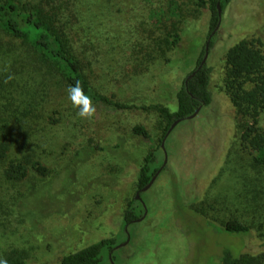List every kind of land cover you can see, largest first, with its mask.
<instances>
[{"label":"rangeland","instance_id":"1","mask_svg":"<svg viewBox=\"0 0 264 264\" xmlns=\"http://www.w3.org/2000/svg\"><path fill=\"white\" fill-rule=\"evenodd\" d=\"M21 1L65 15L69 47L96 107L93 119H81L60 79L39 85L29 78L24 88L30 94L43 87L44 101L30 116L10 120V156L30 154L47 173L30 171L18 182L0 175V258L57 264L101 238L125 241L122 213L137 189V173L151 151L163 160L156 107L176 109L175 93L205 46L210 11L193 0ZM263 26L264 0H229L221 11L205 61L211 102L166 138V168L142 192L146 215L127 226L130 238L115 249V264H216L225 249L264 255V167L240 148L238 116L224 87L226 50L262 35ZM176 30L181 39L171 49ZM5 81L1 76L0 102L21 98ZM136 124L149 139L134 134ZM195 209L218 225L237 219L248 231L216 230Z\"/></svg>","mask_w":264,"mask_h":264},{"label":"trees","instance_id":"2","mask_svg":"<svg viewBox=\"0 0 264 264\" xmlns=\"http://www.w3.org/2000/svg\"><path fill=\"white\" fill-rule=\"evenodd\" d=\"M193 1L198 8L205 7L210 11L208 38L219 21L217 2L219 1L222 11L229 0ZM63 17L65 15H60L59 10H53L51 7L46 9L30 1L0 0V55L5 58L1 64L3 67L0 69V74L4 81L7 79L11 84L13 93L18 92L21 96L19 99L13 95L11 99L3 97L2 99L6 101L0 102V175L7 181H21L30 171L40 176H45L47 173V168L35 161L30 154H24L20 158L10 156L14 148L10 120L13 121L16 115L18 121L19 115L30 116L36 106L44 101L43 87L30 90V94L24 88L28 79L37 78L39 80L37 84L43 85L45 81H53L57 78L67 87L79 81L85 93L90 96L89 82L82 72L80 59L69 47L68 21ZM214 34L210 38L209 47L214 42ZM180 39V32L174 31L170 34L168 47L176 48ZM203 54L204 47L195 67L189 72V74L194 73L189 78L184 77L182 85L175 93L176 109L171 111L164 105L156 107L163 123L159 147L172 121L184 118L198 107L201 109L211 102L209 67L206 63L198 66ZM225 67L224 87L238 116L237 132L240 148L252 157L254 164L264 167V26L262 35L252 39H241L226 50ZM0 91L1 94L2 88ZM100 100L109 102L105 97H101ZM113 105L119 109L128 107V103L125 102H114ZM132 130L134 134L145 139L150 138L149 132L141 124L134 125ZM162 161L155 151H151L145 157L137 173L138 188L150 180ZM165 168L166 165L163 169ZM173 181L176 183L175 180ZM194 211L216 230L230 234H244L248 231V225L237 219L231 218L218 225L213 220L206 219V214L201 209ZM142 213V204L133 196L122 213V226L135 222ZM123 234L126 237L124 232ZM117 244L116 235L104 237L65 254L57 264H104L105 262L110 264L108 254L112 251L111 257L114 261V247ZM222 252L216 264H264V255L246 257L241 253H233L230 249ZM13 264H24V261L18 260Z\"/></svg>","mask_w":264,"mask_h":264},{"label":"water","instance_id":"3","mask_svg":"<svg viewBox=\"0 0 264 264\" xmlns=\"http://www.w3.org/2000/svg\"><path fill=\"white\" fill-rule=\"evenodd\" d=\"M217 9H218V14H219V20H220V14H221V8H220V4H219V1L217 2ZM219 26V21H218V24L216 25V27L211 31L210 35L208 36V38L206 39L205 41V46H204V54H203V57L202 59L200 60V63L198 66H201L202 64L205 63L206 61V57H207V53H208V49H209V41H210V38L211 36L214 34V32L216 31V29L218 28ZM194 73V72H193ZM189 74L186 78H189L190 76H192V74ZM200 110V107H198L193 113L187 115L186 117L184 118H178V119H175L174 121H172V123L170 124V126L168 127V129L166 130V132L164 133L161 141H160V148L162 149L163 151V161L161 163V165L159 166V168L155 171V173L151 176L150 180L144 185L142 186L140 189H138L137 191H135V194H134V198L139 200L140 203L142 204V207H143V213L140 217H138L135 221H140L142 220L145 215H146V212H147V209H146V206L143 202V200L141 199V192L147 190L151 185L152 183L154 182L155 178L157 177V175L159 174V172L163 169V167L167 164V161H168V157H167V152L165 150V141H166V138L168 137V135L170 134V132L173 130V128L183 119H191V118H194L198 112ZM127 224L125 225L124 227V231L126 233V239L124 242L122 243H119L117 244L114 249L116 248H119L120 246H123L125 245L128 241H129V238H130V234L127 230ZM112 252V251H111ZM111 252L108 254V258H109V261H110V264H115L112 257H111Z\"/></svg>","mask_w":264,"mask_h":264},{"label":"clouds","instance_id":"4","mask_svg":"<svg viewBox=\"0 0 264 264\" xmlns=\"http://www.w3.org/2000/svg\"><path fill=\"white\" fill-rule=\"evenodd\" d=\"M11 79V77H9ZM68 99L74 109H77V116L81 119L91 120L96 114V107L89 95L82 88L79 81L70 85L67 89ZM0 264H8L6 259L0 258Z\"/></svg>","mask_w":264,"mask_h":264},{"label":"flooded vegetation","instance_id":"5","mask_svg":"<svg viewBox=\"0 0 264 264\" xmlns=\"http://www.w3.org/2000/svg\"><path fill=\"white\" fill-rule=\"evenodd\" d=\"M138 189H140V188L137 187L136 191H137Z\"/></svg>","mask_w":264,"mask_h":264}]
</instances>
